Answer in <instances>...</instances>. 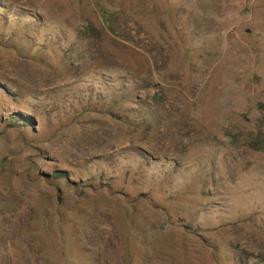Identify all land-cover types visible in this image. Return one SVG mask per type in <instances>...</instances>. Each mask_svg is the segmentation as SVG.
<instances>
[{"label": "rangeland", "instance_id": "1", "mask_svg": "<svg viewBox=\"0 0 264 264\" xmlns=\"http://www.w3.org/2000/svg\"><path fill=\"white\" fill-rule=\"evenodd\" d=\"M0 3V264H264V0Z\"/></svg>", "mask_w": 264, "mask_h": 264}, {"label": "trees", "instance_id": "2", "mask_svg": "<svg viewBox=\"0 0 264 264\" xmlns=\"http://www.w3.org/2000/svg\"><path fill=\"white\" fill-rule=\"evenodd\" d=\"M10 17H15L16 19H14L13 21V28L14 30H18L17 28H19L20 26H25L24 20H26V18L21 17L20 15H18V13H15L14 15L11 14V10L8 6H4V4L0 3V26H2L3 28H9L7 25L10 21L7 18ZM32 19H35L34 16H32ZM21 21V22H20ZM15 32H9L10 37L14 35ZM27 37H25L26 39ZM1 35H0V46H4L6 45V42L1 40ZM12 119L15 118V116L13 115L11 117ZM24 122L27 123L29 122L28 119H24ZM60 258L63 262V264H71L72 261H78L80 259L79 254H75L73 252H68L64 249L61 250L60 253Z\"/></svg>", "mask_w": 264, "mask_h": 264}]
</instances>
